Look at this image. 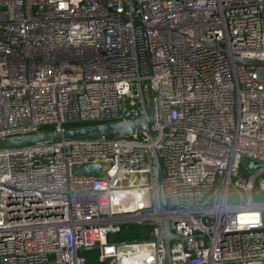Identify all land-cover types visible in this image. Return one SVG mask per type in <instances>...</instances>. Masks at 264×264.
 I'll list each match as a JSON object with an SVG mask.
<instances>
[{
    "label": "built area",
    "instance_id": "obj_1",
    "mask_svg": "<svg viewBox=\"0 0 264 264\" xmlns=\"http://www.w3.org/2000/svg\"><path fill=\"white\" fill-rule=\"evenodd\" d=\"M138 81L151 141L0 149V264H88L94 246L99 264H164L163 218L171 264L264 262V0H0V140L140 117ZM127 224L147 230L108 242Z\"/></svg>",
    "mask_w": 264,
    "mask_h": 264
},
{
    "label": "water",
    "instance_id": "obj_2",
    "mask_svg": "<svg viewBox=\"0 0 264 264\" xmlns=\"http://www.w3.org/2000/svg\"><path fill=\"white\" fill-rule=\"evenodd\" d=\"M130 14L133 15L132 2H129ZM235 63L238 65H262L260 61H253L242 58H235ZM137 92L139 95V105L141 109V115L137 118H129L127 114L118 116L116 118L108 120H88V121H74L66 122L65 128L61 131L57 130H44L34 134L23 136H11L0 140V149L31 146L44 142H55L62 139L73 138H127L135 134H143L150 141L153 138L151 126L153 123V117L151 110L147 107L144 95L142 92L141 83L137 82ZM154 93L150 91V97H153ZM152 158V173L155 182V195L157 200L158 210L166 212L168 210L167 201L163 190V171L154 147L150 148ZM74 173L78 175L102 177L103 172L99 165H82L74 169ZM161 242L164 254V264H171L170 262V246L175 239H182L176 237L170 227V221L168 218H163L160 221ZM132 242V241H131ZM139 243L140 241H133ZM132 242V243H133ZM129 242H121L118 245H123ZM99 249L98 246L90 248H82L79 250L81 254L85 251Z\"/></svg>",
    "mask_w": 264,
    "mask_h": 264
},
{
    "label": "rangeland",
    "instance_id": "obj_3",
    "mask_svg": "<svg viewBox=\"0 0 264 264\" xmlns=\"http://www.w3.org/2000/svg\"><path fill=\"white\" fill-rule=\"evenodd\" d=\"M147 96V93H146ZM147 230V227L138 226L135 224H127L124 225L123 230L120 234L117 235H109L108 242H119V241H127L131 239H141L142 234L144 231ZM85 258L88 264H99L98 257L100 252L98 249L96 250H89L84 252ZM260 264H264L261 262Z\"/></svg>",
    "mask_w": 264,
    "mask_h": 264
},
{
    "label": "trees",
    "instance_id": "obj_4",
    "mask_svg": "<svg viewBox=\"0 0 264 264\" xmlns=\"http://www.w3.org/2000/svg\"><path fill=\"white\" fill-rule=\"evenodd\" d=\"M48 129H52L51 127H41L40 131H44V130H48ZM143 235V233H141Z\"/></svg>",
    "mask_w": 264,
    "mask_h": 264
}]
</instances>
